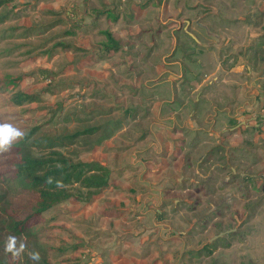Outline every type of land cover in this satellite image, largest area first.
<instances>
[{
	"label": "crops",
	"instance_id": "crops-1",
	"mask_svg": "<svg viewBox=\"0 0 264 264\" xmlns=\"http://www.w3.org/2000/svg\"><path fill=\"white\" fill-rule=\"evenodd\" d=\"M179 1L102 0L98 16L90 18L95 19L92 25L114 21L100 32L96 60L112 70L101 68L115 76L123 120H132L136 129L117 132L119 118L100 124L91 135L103 139L91 145V157L83 161L107 167L110 177L107 188L80 206L86 247L98 250V264H264V0ZM200 29L207 33L202 36ZM172 30L190 39L165 43ZM105 31L119 43L118 50L103 48ZM165 49L171 54H161ZM118 54L121 65L107 62ZM206 55L215 58L214 67ZM227 56L229 74L220 60ZM224 88L227 93L219 96ZM225 104L227 110L218 109ZM219 111L229 114L223 129L216 127ZM206 144L207 151L221 145L226 154L233 152L227 158L229 169L258 197L241 210L253 218L235 227L241 236L218 246L212 244L217 234L206 228L203 236L209 237L202 241L201 224L180 211L181 203H189L182 195L194 181L188 173L195 153ZM175 215H183L176 217L177 225L171 221ZM224 234L220 231L215 239Z\"/></svg>",
	"mask_w": 264,
	"mask_h": 264
},
{
	"label": "rangeland",
	"instance_id": "rangeland-1",
	"mask_svg": "<svg viewBox=\"0 0 264 264\" xmlns=\"http://www.w3.org/2000/svg\"><path fill=\"white\" fill-rule=\"evenodd\" d=\"M101 1L9 0L1 7L0 15L4 16V22L0 23V87L8 84L9 81L20 80V82L15 88H11L13 83H9L7 87L9 91L7 88L0 89V122H11L25 130L27 134L36 130L32 139L62 136L67 132H76L88 127L100 126V124L103 127L107 120L113 122L119 118L122 121L115 129L116 131L120 129L117 132H123L126 128L125 132H134L136 128L133 121L123 120L122 108L124 107H120L117 103V92L121 90L115 88L113 82L115 76L109 77V74H105L104 70L110 67L107 63L101 67L96 60L97 50L103 37L100 32L110 28L114 23L112 20L102 19L101 22L98 21L92 25L95 19L90 18L98 16L96 11L102 9L99 8ZM106 1L110 4H118L122 0ZM105 6V4L102 6L103 9ZM113 11L116 14L118 9L115 8ZM159 13L161 15L162 10H159ZM156 15L159 17L157 13ZM89 24L91 25L88 26ZM211 29L216 31L217 27L213 26ZM200 32L202 36L207 33L203 29H200ZM201 35L198 34L199 37ZM183 36L190 39L185 32L172 30L170 36H166L165 43L170 41L174 44L175 39ZM59 43L71 44L78 48H85L87 51L75 52L73 49L56 46ZM158 47L160 49L159 43ZM169 51L165 49L161 51V54L168 56L171 54ZM203 58L206 61L212 60L209 62V67H214L211 65L215 60L213 56ZM221 59L222 67L229 74V56ZM122 60L118 54L107 62H117L119 66ZM119 70L120 67L117 71ZM100 73L102 74L99 75ZM203 76L204 74L201 75ZM227 89L219 90L222 93L217 92V94L224 96ZM205 90L207 89L203 88V91ZM16 91L40 94L42 100L23 106L14 105L10 99ZM125 94L128 93L124 92ZM218 109L227 110L228 107L225 104ZM94 111L96 113L93 115ZM212 112H214L213 108L210 110V113ZM217 113L219 120L216 127L221 129L225 116L229 114L225 111ZM98 114L102 115L98 116ZM97 138L98 136L80 137L73 146H63L60 149L66 154L71 153L75 159L87 161L91 157L90 152L94 146L87 142L93 143ZM205 146L206 148L201 146L200 152L195 153V160H197L191 165V171L188 173L189 178L194 181L186 186L188 191L182 195V199H188L189 203H181L180 211L189 212L188 220H194L196 225L201 224V232H199L201 236L206 228H209L210 235L217 234L212 244L218 246L230 242L233 237L241 236L233 232L235 227L241 221L244 225L253 219L242 216L245 211L241 212V210L244 206L248 209L252 201L258 197H256V191L252 189L249 192L247 188L250 186L248 187L239 175L229 169L227 158L229 155L233 156L232 151H229L228 155L222 151V147H218L221 145H217L212 151H207L209 145ZM46 153L45 150L33 149V154L36 156L46 155ZM7 158L6 152L0 153V194L9 189L6 179L3 181L9 167ZM254 183L251 182V185ZM78 190L84 195L87 193V190L80 188ZM9 195L18 198L14 192ZM83 203L85 202L71 199L44 217V220L49 222L54 216L58 218L53 223V227L55 226L53 231L50 233L47 231L46 235L43 234L40 237V243L43 246L51 248L54 246L56 250L60 248V251L54 250L50 253L49 257L53 264H98V250L92 251L93 248L90 247L91 250H89L86 247L87 237L84 236V223L83 225L81 223L82 215L78 216ZM171 208L173 206L169 209L170 213L165 212L169 213V217L174 213L171 212ZM181 216L171 217L172 223L176 224V217L182 218ZM256 219L258 221L259 217ZM220 231L225 234L215 239ZM50 236H53L55 240ZM206 236H203L202 241H206L209 237V235ZM245 237L247 236L244 235L243 238ZM94 239L92 237L91 245L94 244Z\"/></svg>",
	"mask_w": 264,
	"mask_h": 264
},
{
	"label": "trees",
	"instance_id": "trees-1",
	"mask_svg": "<svg viewBox=\"0 0 264 264\" xmlns=\"http://www.w3.org/2000/svg\"><path fill=\"white\" fill-rule=\"evenodd\" d=\"M9 0H0V9ZM4 22V16L0 15V23ZM106 40L103 48L106 51L118 50L119 43L114 40L109 31L104 32ZM56 46L67 47V44L59 43ZM20 80L9 81L0 89L4 90L9 83L11 88L18 86ZM9 91V88H7ZM40 95V94H39ZM38 94H28L16 91L11 96V102L17 106L41 102ZM56 113V111L54 112ZM99 126L88 127L84 130L70 132L62 136L39 137L32 139L36 130L26 134L25 138L13 144L12 149L6 152L7 181L9 189L0 194V264H53L50 253L60 251L54 246L46 247L40 243V237L47 231L54 229L53 223L57 216L49 221L44 220L46 214L62 203L71 199L80 202L89 201L92 196L109 186L110 171L98 162H84L75 159L71 153L61 151L63 146H72L78 138L91 136L98 132ZM103 139V136L94 140V145ZM33 149L47 151L46 155L36 156ZM51 180V183L49 182ZM57 181L62 182L60 185ZM87 190L86 195L78 189ZM78 190L77 193L74 191ZM9 192V193H8ZM14 192L16 196L9 194ZM44 222V223H42ZM44 225V226H41ZM9 235L23 239L27 249L19 258H13L11 253L5 252V242ZM53 237V236H50ZM55 240V238L53 237ZM19 246V245H17ZM38 251L40 260L29 258V253Z\"/></svg>",
	"mask_w": 264,
	"mask_h": 264
},
{
	"label": "clouds",
	"instance_id": "clouds-1",
	"mask_svg": "<svg viewBox=\"0 0 264 264\" xmlns=\"http://www.w3.org/2000/svg\"><path fill=\"white\" fill-rule=\"evenodd\" d=\"M26 131L17 127L11 122H0V153L8 152L14 143L22 140L26 136ZM51 183V180L49 181ZM62 182L57 181L60 185ZM19 245V246H17ZM27 249V244L23 239L14 235H9L5 242V252L11 253L13 258H19ZM29 258L39 261L41 256L38 251L29 253Z\"/></svg>",
	"mask_w": 264,
	"mask_h": 264
}]
</instances>
